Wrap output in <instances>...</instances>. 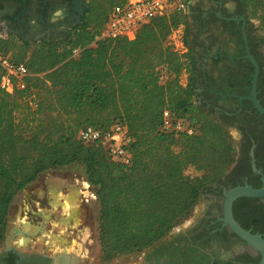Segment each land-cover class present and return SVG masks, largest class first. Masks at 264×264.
Returning <instances> with one entry per match:
<instances>
[{
  "label": "trees",
  "instance_id": "trees-1",
  "mask_svg": "<svg viewBox=\"0 0 264 264\" xmlns=\"http://www.w3.org/2000/svg\"><path fill=\"white\" fill-rule=\"evenodd\" d=\"M242 1L264 57V0ZM83 2L82 22L58 41L25 42L0 29V53L29 73L24 90L10 96L0 89V247L14 197L39 175L77 165L94 190L101 259L109 262L146 251L188 218L202 191L236 163L237 150L227 127L196 101L188 12L153 18L133 40L95 41L111 9L125 0ZM181 25L185 53L169 42ZM253 69L250 64V74ZM250 81L247 76L246 90ZM257 92L264 108L262 86ZM164 111L195 132L163 131ZM115 124L133 139L129 166L112 161L101 143L78 138L86 127L106 131ZM189 169L195 174L188 175ZM245 201L234 204L235 220L245 230L264 233V203Z\"/></svg>",
  "mask_w": 264,
  "mask_h": 264
},
{
  "label": "flooded vegetation",
  "instance_id": "flooded-vegetation-1",
  "mask_svg": "<svg viewBox=\"0 0 264 264\" xmlns=\"http://www.w3.org/2000/svg\"><path fill=\"white\" fill-rule=\"evenodd\" d=\"M23 8V2L0 0V29L6 35H13L25 42L63 39L82 22L86 12L83 0H29L22 12ZM188 14L186 39L197 62L196 101L226 127H233L239 132L237 161L224 177L202 191L198 203H202L204 209L200 216L186 227L171 231L147 249L142 254L141 264H257L259 255L253 254L244 241L223 226L221 219L227 191L246 185L255 189L263 187L264 120L247 99L251 97L255 75V67L248 54L258 67L256 98L261 95L257 92L258 86L264 89V57L260 40L248 22L242 0H207L204 3L196 0ZM247 60L254 68L252 74ZM247 76L251 77L249 90H246ZM209 86L212 88L207 90ZM218 90L226 92L220 95ZM260 100H264V96ZM248 103L251 106H246ZM253 110L257 113H253ZM253 131L257 139L253 137ZM83 184L80 181L78 184L46 186L42 190V197L49 208L40 215L42 210L34 206L36 224L30 225L31 222L23 217L20 224L25 228L15 230L12 236H22L18 243L23 247L28 238L41 237L45 229L48 233L56 227L79 230L82 225H76L71 217L75 209H81L93 201L89 197L93 191ZM241 199L247 200L244 202L246 206L264 203V198L241 197L233 203V207ZM34 203L40 204L42 201ZM245 205L242 206L243 211L246 210ZM24 210L23 213L28 214V208ZM47 214H51L52 218L45 217ZM249 230L252 233V229ZM254 234L264 238V233ZM55 240L59 245L54 243L58 250L50 254L20 251L5 245L0 249V264H59L61 258L67 264H86L84 253H74L79 252V245L66 246V241L60 237L52 238L53 242Z\"/></svg>",
  "mask_w": 264,
  "mask_h": 264
},
{
  "label": "rangeland",
  "instance_id": "rangeland-1",
  "mask_svg": "<svg viewBox=\"0 0 264 264\" xmlns=\"http://www.w3.org/2000/svg\"><path fill=\"white\" fill-rule=\"evenodd\" d=\"M196 0H193L192 4L195 3ZM199 1V0H198ZM201 2H206L207 0H200ZM228 2L231 0H227ZM184 26H179L170 36L169 42L172 44L173 48L176 51H179L180 53H185L186 48L183 44V32H184ZM186 76H181L180 82L181 84H185L186 82ZM227 130L229 134L231 135L233 139L234 146L236 150H238L240 135L239 132L234 129L233 127H227ZM238 154V151H237ZM237 158V157H236ZM188 175H194L195 172L193 169H189L187 171ZM82 181L84 184L83 186L87 188L89 185L85 181V174L84 170L81 166L77 165H71L59 170H51L47 171L41 175H39L34 182L29 184L25 189L20 191L13 199L8 212V219L6 222V237L1 245L0 249H2L6 245V241L8 240V246L14 247L17 250L20 251H26L31 253H46L50 254L54 250H58V244L57 240L55 242L52 241V238L60 237L61 239H64L66 241V246L68 245H79L80 250L79 252H75L78 255L81 253L85 254L86 257V264H141V253H135L130 255H123L116 257L112 259L109 262L103 261L101 259V249H100V243L98 241L97 236V229H98V217H99V206L96 203V201H91L87 205H83L81 209H75L73 216L71 219L73 222H75L76 225L80 224L82 225L79 227V230H71L69 227H64L62 229L54 228L50 229V233L46 232L45 230H42L41 237L38 238H28L26 245L21 246L18 242L21 240V237L18 236V234H15V230H23L20 221L24 217L26 220H29L30 225L34 226L37 221L36 211H34L35 208L42 210L40 211V215L44 214L46 212V209L49 208L48 204L46 202L43 203V197H42V190L48 187L49 185H61L64 186L67 183L69 184H78V182ZM86 185H88L86 187ZM92 191H94L91 188ZM42 201L40 204L34 203L35 201ZM33 206V208H31ZM28 208L29 212L28 214H24L25 208ZM204 207L202 203L196 204L194 209L192 210L190 216L180 222L178 225H176L171 231H175L177 229H181L186 227L191 221H193L195 218L199 217L202 213ZM48 215V214H47ZM47 217L52 218L51 214H49ZM51 216V217H50ZM60 216H63L62 214ZM58 217V216H57ZM31 228H28L27 230H30ZM36 237V236H32ZM44 238V239H43ZM25 240V239H24ZM22 240V242L24 241ZM21 242V243H22ZM53 242L52 244H50ZM58 246H56L55 244ZM77 249V246H75ZM147 251V250H146ZM68 259V258H67ZM60 263V260H59Z\"/></svg>",
  "mask_w": 264,
  "mask_h": 264
},
{
  "label": "built area",
  "instance_id": "built-area-1",
  "mask_svg": "<svg viewBox=\"0 0 264 264\" xmlns=\"http://www.w3.org/2000/svg\"><path fill=\"white\" fill-rule=\"evenodd\" d=\"M192 2L193 0H125L111 9L95 41L133 40L138 31L153 18L172 13L185 14ZM1 33L6 36L4 31ZM73 54L76 56L77 51L74 50ZM0 68L3 72L0 89L5 94L12 96L16 91L27 87L26 78L29 73L24 64H15L0 53ZM162 130L187 136L195 132V128L189 122L173 119L168 111L163 112ZM78 138L85 144L101 143L106 148L108 157L114 162L124 166L131 164L129 149L133 139L127 129L120 124L112 125L106 131L86 127L79 132ZM89 197L95 200L93 192L89 193Z\"/></svg>",
  "mask_w": 264,
  "mask_h": 264
},
{
  "label": "water",
  "instance_id": "water-1",
  "mask_svg": "<svg viewBox=\"0 0 264 264\" xmlns=\"http://www.w3.org/2000/svg\"><path fill=\"white\" fill-rule=\"evenodd\" d=\"M25 3L26 0H21ZM247 57L252 62L253 66L255 67V75L252 81V88H251V97L247 98L252 107L260 114L264 116V108L259 104V101L256 98V79L258 73V67L255 60L248 54ZM263 187L259 189L252 188L250 186H241L235 187L224 194V202H223V214L221 221L223 222V226L227 227L234 235H236L239 239L244 241L252 250L253 254L259 255V262L257 264H264V238L259 234L251 233L250 230L243 229L240 224L235 220L232 207L233 203L241 198H264V180L262 179ZM6 247L8 246V240L6 241Z\"/></svg>",
  "mask_w": 264,
  "mask_h": 264
},
{
  "label": "bare ground",
  "instance_id": "bare-ground-1",
  "mask_svg": "<svg viewBox=\"0 0 264 264\" xmlns=\"http://www.w3.org/2000/svg\"><path fill=\"white\" fill-rule=\"evenodd\" d=\"M86 187H87V185H86ZM64 251H65V250H64ZM63 259H64V258H61V259H60V263H59V264H67V262H64V261H63Z\"/></svg>",
  "mask_w": 264,
  "mask_h": 264
},
{
  "label": "crops",
  "instance_id": "crops-1",
  "mask_svg": "<svg viewBox=\"0 0 264 264\" xmlns=\"http://www.w3.org/2000/svg\"><path fill=\"white\" fill-rule=\"evenodd\" d=\"M0 25H2V23L0 22ZM88 186V185H87ZM95 201V200H94Z\"/></svg>",
  "mask_w": 264,
  "mask_h": 264
}]
</instances>
